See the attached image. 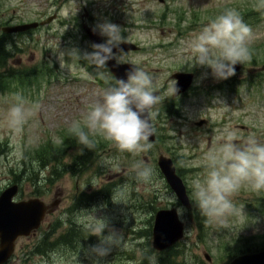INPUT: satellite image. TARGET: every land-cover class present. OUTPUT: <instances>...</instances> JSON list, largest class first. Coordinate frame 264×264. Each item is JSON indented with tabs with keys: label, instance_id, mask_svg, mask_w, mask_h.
Here are the masks:
<instances>
[{
	"label": "rangeland",
	"instance_id": "1",
	"mask_svg": "<svg viewBox=\"0 0 264 264\" xmlns=\"http://www.w3.org/2000/svg\"><path fill=\"white\" fill-rule=\"evenodd\" d=\"M264 0H0V33L4 26L46 20L53 14L57 18L50 24L32 30L31 34L16 37V51L7 67L0 72L31 70L39 73L24 83L12 79L7 87L0 88V192L21 177L16 200L40 197L52 204L61 200L55 211L47 215L41 227L28 237L17 241L15 254L7 264H95L90 252L99 243L97 236H89L88 226L98 223V218L108 219L110 225L122 235L119 246L112 248L102 264H137L145 249L152 247V227L155 212L160 208L177 207L186 230L183 242L187 245L186 264H229L242 248L264 245V192H251L245 188L233 197L242 207L249 221L259 218L260 223H244L232 229L204 226L200 232L191 212L175 206L177 198L158 167V157L164 154L174 159L194 203L191 179L204 171L202 155L215 142L219 131L228 127L242 136L255 133L264 140ZM226 8L236 9L251 28L249 44L251 59L237 77L219 83L211 70L193 67L194 61L187 54H180V41L197 31L208 18H214ZM259 9V10H258ZM108 20L119 25L125 40L139 45V51L124 53V59L139 65L153 76L159 101L154 107L153 120L158 139L152 148L137 157L119 153L102 137H95L92 150L72 143L74 135L69 125L86 114L88 105L99 99L102 92L112 85L108 68L97 69L83 60L63 57L60 66L58 52L73 48L81 52L92 51L83 24L97 25ZM18 47V48H17ZM197 71L198 76L191 90L177 98L167 95L169 82L177 71ZM107 79H102L100 73ZM19 94L31 113L19 133L3 124L7 108ZM172 107L168 112L167 109ZM207 120L202 126L201 120ZM68 139V140H67ZM49 142L65 152L64 164H72L75 157L92 153L93 162L87 172L78 175L70 171L54 183L47 181L49 169H42L35 185L23 172L24 161L39 169L36 152ZM106 157H117L123 169H130L136 159L151 164L158 177V186L137 184L125 172H113L103 165ZM93 175L97 189L113 185L111 201L97 199L93 209L83 208L75 219L83 227L85 236L75 246H55L47 253L36 248L48 236L56 240L67 233L71 224L61 227L67 206L78 192L86 190L88 178ZM127 182L128 190L117 191ZM38 187V191H37ZM40 193V196L36 194ZM113 194L123 202H114ZM151 221V223H150ZM253 227L258 232H253ZM107 233V230H106ZM261 247L260 249H263ZM211 255L208 262L205 253ZM231 257V258H230Z\"/></svg>",
	"mask_w": 264,
	"mask_h": 264
},
{
	"label": "clouds",
	"instance_id": "2",
	"mask_svg": "<svg viewBox=\"0 0 264 264\" xmlns=\"http://www.w3.org/2000/svg\"><path fill=\"white\" fill-rule=\"evenodd\" d=\"M259 8H264V2ZM93 31L104 37V41L92 43V51L81 52L73 48L58 52L62 68L65 56L83 60L97 69L105 68L111 60L116 62V66L127 63L131 67L126 70V78L117 79L102 92L99 99L88 105L82 118L71 122L69 131L83 148L92 150L94 138L100 136L119 153L137 157L152 148L150 137L156 115L153 109L159 101L154 78L124 59V50L120 45L127 41L119 25L105 20L95 25ZM251 32L236 9L226 8L214 18H208L186 40H181L178 52L187 54L194 61L193 67L210 69L215 79L225 80L235 75L237 64H245L251 59ZM7 47L11 50V45ZM100 77L107 79L102 72ZM178 91V83L169 82L167 95L176 96ZM14 100L4 114L3 124L14 133H19L31 113L26 109L22 96L17 94ZM261 119L264 120V116ZM202 164L204 171L191 179V189L195 207L205 222L218 229H232L241 223L247 226L259 224V218L252 221L246 219L244 209L234 202L233 197L241 188L264 192V140L255 133L242 136L225 127L219 131L216 142L203 152ZM103 165L113 172L123 170L137 184L158 186L155 168L142 159H136L130 169H123L117 157L104 158ZM128 187L126 182L118 186L117 191L124 193ZM113 201L124 203L122 197L117 199L114 194ZM177 215L182 217L183 210L178 208ZM97 219L98 223L88 226L89 236L99 238V243L93 245L90 252L95 264H102V258L122 242V235L110 225L108 219ZM253 232H258V228L253 227ZM186 235L190 236L191 232L186 230ZM144 259L147 264H159L155 254H145Z\"/></svg>",
	"mask_w": 264,
	"mask_h": 264
},
{
	"label": "water",
	"instance_id": "3",
	"mask_svg": "<svg viewBox=\"0 0 264 264\" xmlns=\"http://www.w3.org/2000/svg\"><path fill=\"white\" fill-rule=\"evenodd\" d=\"M54 18H56V15H53L42 22L8 25L3 28V31L6 33L25 32L35 29L40 25L49 24ZM93 28L94 26L84 24V29L91 42L102 43L104 37H101L98 32H94ZM126 41L127 42L120 45L124 52L139 49V47L133 42ZM108 67L116 79H119L126 78V70L129 69L131 65L126 63L116 66V62L111 60L108 62ZM242 67L243 64H237L236 73L240 71ZM174 77L177 79L179 85V91L176 95L178 96L180 93L186 92L191 87L194 74L178 72L174 74ZM156 92L159 94L158 91ZM203 124L204 121L198 122V125ZM155 140L156 133L153 128V135L150 137V142H154ZM158 165L178 200L183 206L190 209L192 207V202L187 186L183 178L177 173V168L174 165L173 159L161 154L158 158ZM19 189V184L15 183L5 188L0 194V264H5L11 258L15 251L16 241L22 236H30L41 226L48 211H53V209L48 210V205L40 198H31L29 200L20 201L15 200ZM57 203H55V205H57ZM184 235L185 223L182 221L181 217L177 215V208H165L157 211L153 226V247L156 250L164 251L172 247L180 241ZM205 256L211 261V255L209 253L206 252ZM230 264H264V249L253 253L239 255L235 257Z\"/></svg>",
	"mask_w": 264,
	"mask_h": 264
},
{
	"label": "trees",
	"instance_id": "4",
	"mask_svg": "<svg viewBox=\"0 0 264 264\" xmlns=\"http://www.w3.org/2000/svg\"><path fill=\"white\" fill-rule=\"evenodd\" d=\"M28 34H31V32H27ZM23 36V34H5L0 33V69L5 68L8 65L9 60L14 56V53L16 51L15 45H16V37ZM8 45H11V50L7 47ZM18 48V47H17ZM39 73V70L37 68L29 69V70H13V71H7V72H0V88L7 87L9 85V81L12 79L19 80L21 83H24V80L29 79L32 76H36ZM68 140V139H67ZM72 143H77L76 138H73ZM36 164L39 166L38 170L34 168V163H32L30 166L24 161L25 168L23 172H28L27 176L33 180L34 184L36 185L37 182L40 180V170L42 169H48L49 166H52L51 169V175H48L47 181L50 183H54L59 177L63 176L67 171H70L71 169L75 172L77 171H84L89 169L91 166L93 159L91 160L88 156V152L85 151L84 153H81L80 155L76 156L72 164H64L63 163V157L65 156V152H59L56 144L53 142H49L48 144L44 145L38 152H36ZM95 153V152H93ZM92 155V153H91ZM23 173L20 174L21 177ZM17 176L15 178V182H20L21 177ZM45 182L44 180H40V183ZM37 187V191H38ZM111 185L108 184L104 186L102 189H100V195L106 196L107 198L111 194ZM37 196H40V193L36 194ZM191 215L193 220L195 221L198 229L200 232H203L204 226L206 225L205 219L199 214L197 208L194 205V208L191 211ZM151 223V221H150ZM85 236V230L81 229L79 225H72L67 233L62 234L54 241H49L48 236L44 238L42 241V245L38 246L36 248L37 252L39 253H47L48 250L54 248L55 246H60L62 244L66 246H75L80 240H83ZM260 245L242 248L239 250V253L235 256L242 254V253H248V252H254L260 250ZM186 251H187V245L183 241L178 242L173 247L158 252L154 250L152 247H149V250L147 253H143L141 259L138 261L137 264H147V261L144 259V255H152L155 254L159 258V264H186ZM233 256L232 259L235 257ZM231 258V257H230Z\"/></svg>",
	"mask_w": 264,
	"mask_h": 264
},
{
	"label": "flooded vegetation",
	"instance_id": "5",
	"mask_svg": "<svg viewBox=\"0 0 264 264\" xmlns=\"http://www.w3.org/2000/svg\"><path fill=\"white\" fill-rule=\"evenodd\" d=\"M184 72H193L194 73V83H195L197 76H198V72L197 71H184ZM231 81L233 80L231 79L218 80L219 83H226V82H231ZM192 87L190 88V90L192 89ZM89 183L90 181L87 183V185H89ZM93 194L94 193L92 191H89V192L82 191L76 194V197H74L72 204L67 206L65 210L66 216H68V218L67 220L64 221V225H62L61 227L72 223L74 221L73 220L74 215L77 216L78 213L83 209L84 205L92 203L93 198H94ZM74 210H76L77 212H74Z\"/></svg>",
	"mask_w": 264,
	"mask_h": 264
}]
</instances>
